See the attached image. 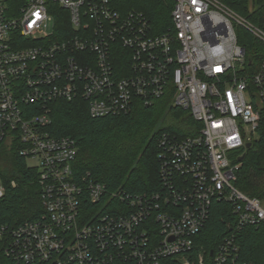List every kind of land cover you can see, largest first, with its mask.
I'll use <instances>...</instances> for the list:
<instances>
[{"label": "built area", "instance_id": "2783aa9c", "mask_svg": "<svg viewBox=\"0 0 264 264\" xmlns=\"http://www.w3.org/2000/svg\"><path fill=\"white\" fill-rule=\"evenodd\" d=\"M172 1V26L156 34L143 13L121 14L112 0H0V147L34 162L44 209L0 224L13 263L253 264L239 240L264 229V200L235 182L262 122L264 58L251 71L237 31L264 45V24L219 0ZM166 96L199 126L186 138L162 133L156 192L109 193L89 173L76 179V141L50 134L53 103L84 100L103 118ZM216 202L232 206L229 234L198 250Z\"/></svg>", "mask_w": 264, "mask_h": 264}, {"label": "trees", "instance_id": "16d2710c", "mask_svg": "<svg viewBox=\"0 0 264 264\" xmlns=\"http://www.w3.org/2000/svg\"><path fill=\"white\" fill-rule=\"evenodd\" d=\"M256 26L264 24V0H219ZM121 14L143 13L156 34L172 26V0H112ZM64 26L70 28L65 21ZM238 43L256 71L264 58V45L244 29L237 31ZM199 124L189 111L174 108L166 96L151 107L138 103L127 115L92 118L84 100L52 104L50 134L76 141L78 151L73 164L76 179L89 173L109 193L121 191L134 196L153 193L160 187L157 154L162 133L180 138L195 136ZM192 128V129H191ZM235 186L245 195L264 200V109L258 138L244 151ZM0 178L6 194L0 200V224L12 226L33 221L43 214L38 171L19 156L16 145L0 147ZM12 181L16 186L12 187ZM232 206L216 202L207 228L199 235L198 250H215L229 234L226 221ZM243 257L253 264H264V229L247 228L240 236ZM0 264H15L5 257L0 244ZM115 264H123L115 261ZM132 264V263H127Z\"/></svg>", "mask_w": 264, "mask_h": 264}, {"label": "rangeland", "instance_id": "374dc122", "mask_svg": "<svg viewBox=\"0 0 264 264\" xmlns=\"http://www.w3.org/2000/svg\"><path fill=\"white\" fill-rule=\"evenodd\" d=\"M29 164L33 165V164H34V162H29Z\"/></svg>", "mask_w": 264, "mask_h": 264}, {"label": "water", "instance_id": "95a60500", "mask_svg": "<svg viewBox=\"0 0 264 264\" xmlns=\"http://www.w3.org/2000/svg\"><path fill=\"white\" fill-rule=\"evenodd\" d=\"M251 146V144L247 145V148H249ZM243 159V158H242Z\"/></svg>", "mask_w": 264, "mask_h": 264}, {"label": "snow or ice", "instance_id": "6c2138e0", "mask_svg": "<svg viewBox=\"0 0 264 264\" xmlns=\"http://www.w3.org/2000/svg\"><path fill=\"white\" fill-rule=\"evenodd\" d=\"M36 15H39L38 13H36Z\"/></svg>", "mask_w": 264, "mask_h": 264}]
</instances>
